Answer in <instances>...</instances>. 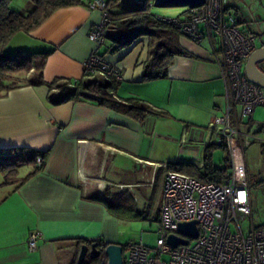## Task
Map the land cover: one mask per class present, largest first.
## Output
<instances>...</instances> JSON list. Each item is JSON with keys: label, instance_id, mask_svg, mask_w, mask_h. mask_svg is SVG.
Here are the masks:
<instances>
[{"label": "crops", "instance_id": "crops-1", "mask_svg": "<svg viewBox=\"0 0 264 264\" xmlns=\"http://www.w3.org/2000/svg\"><path fill=\"white\" fill-rule=\"evenodd\" d=\"M90 1L60 8L30 33L15 34L5 53L48 54L42 72L46 83L83 79V63L94 49L87 33L101 18L98 11L88 9ZM237 1L242 0L230 4L240 18L237 29L254 37L257 48L264 46V17L254 15L247 2ZM253 3L264 7V0ZM184 11L171 15L153 10L168 19L180 18ZM147 44V37H140L119 49L106 40L99 50L121 71L116 98L138 99L153 109L142 122L94 100L50 104L45 86L14 89L0 99V149L47 151L39 171L22 167L21 175L18 170L20 179L33 173L27 180L0 182V264H76L83 244L118 245L120 219L90 197L102 196L108 185L111 193H130L134 202H139V193L145 208L150 199L147 189L152 192L159 173L165 176L169 171L166 163L203 167V152L215 136L208 128L214 108L222 112L226 106L225 80L215 59L219 42L197 44L179 38L181 48L192 57H175L165 78L144 82ZM255 118L248 128L261 134L264 123L257 125ZM217 153H212V164L225 167L226 156L224 165L214 161ZM97 165L101 174L95 178ZM246 175L249 180L247 163ZM249 200L253 216L251 187ZM36 231L41 233L37 249L29 252L27 240Z\"/></svg>", "mask_w": 264, "mask_h": 264}, {"label": "built area", "instance_id": "built-area-1", "mask_svg": "<svg viewBox=\"0 0 264 264\" xmlns=\"http://www.w3.org/2000/svg\"><path fill=\"white\" fill-rule=\"evenodd\" d=\"M233 1L205 0L200 6L187 7V14L180 18L166 19L180 33L179 38L197 44L212 39L219 42L215 59L225 80L226 106L222 112L214 108L208 128L215 135L213 143L226 152L228 169L220 183H200L180 172L168 171L162 188L156 245L151 249L141 239L131 241L123 247L127 254L123 264H264V229L252 224L245 235L241 224L252 218L245 150L254 142H264L248 128L254 109L264 106V88L244 75L245 62L257 46L254 37L237 29L230 5ZM87 7L98 11L101 18L87 33L94 49L83 63L84 75L120 82L119 68L99 53L110 20L106 1L92 0ZM77 81L74 79L71 85ZM36 160L40 167L42 160ZM191 221L198 226L195 239L177 233L179 223ZM171 234L186 239L188 244L171 247L166 240ZM40 236L37 231L30 234L29 252L37 249Z\"/></svg>", "mask_w": 264, "mask_h": 264}, {"label": "trees", "instance_id": "trees-1", "mask_svg": "<svg viewBox=\"0 0 264 264\" xmlns=\"http://www.w3.org/2000/svg\"><path fill=\"white\" fill-rule=\"evenodd\" d=\"M31 9L18 12L11 7V0H0V99L14 89L45 86L48 89L50 104L60 105L68 101L98 99V105L113 108L117 112L127 114L133 119L144 121L153 109L140 100L116 98L119 83L115 80L90 79L83 76L78 79L75 86L71 81L56 79L46 83L43 79V69L48 54L14 52L7 55L4 48L10 43L11 38L18 33H30L47 20L60 8L83 4V0H27ZM155 0H142V3L133 0H108L106 10L109 15V24L105 29V40H110L119 49L126 47L140 37H147L148 52L144 66L143 81L160 80L167 76L169 67L175 57H192L179 44L180 33L174 26L153 12ZM185 8L183 15L187 14ZM235 17L237 21L240 18ZM264 71V68L259 66ZM264 130V127L261 128ZM219 148L214 143L204 150L203 167L199 169L191 163L168 162L165 164L169 171L180 172L196 179L200 183H220L223 179L225 167H216L212 164V151ZM221 149V148H220ZM47 151H37L32 148L16 147L0 149V174L3 184H20L27 180L34 172L39 171L45 162ZM37 158L42 160L37 167ZM33 167V173L24 179L18 177V170L22 167ZM102 196L94 195L89 198L106 206L111 216L121 220H141L143 212L137 210L130 193H111L106 187ZM158 212L154 220L158 222ZM97 243V242H96ZM98 244V243H97ZM102 244V245H100ZM101 249L107 243H99ZM124 247V246H123ZM104 256L98 258L95 264H106Z\"/></svg>", "mask_w": 264, "mask_h": 264}, {"label": "rangeland", "instance_id": "rangeland-1", "mask_svg": "<svg viewBox=\"0 0 264 264\" xmlns=\"http://www.w3.org/2000/svg\"><path fill=\"white\" fill-rule=\"evenodd\" d=\"M237 2H247L252 9L254 15H260L264 17V7H261L259 3H253V0H242ZM254 4V5H253ZM11 7L18 11V12H26L31 9V4L27 0H11ZM187 7H154L153 10L155 13H165V14H174L175 12H179ZM261 28H264V22L261 23ZM264 68V67H262ZM253 115L257 117V125L264 123V106H259L254 109ZM260 138H264V132L261 134H256ZM165 140L169 139V137H163ZM178 137H175L177 142ZM178 143V142H177ZM178 149V146L174 147V150L171 152L172 155H175V151ZM180 149V146H179ZM245 162L247 163V174L249 175L250 180V187L252 190V199H253V216L252 220L247 219L242 221V228L244 234H248L251 230L252 224L256 228L264 229V142H254L252 145L249 146L248 149L245 150ZM213 152H218L214 154L215 162L218 165L222 164V158H225L226 152H223L220 148L214 149ZM220 161H219V160ZM22 168H20V174L22 173ZM99 166L93 168V175L95 178L100 177L99 174ZM163 172V171H161ZM159 173L157 177V182L154 184L153 191L147 189L148 194H150V199L146 203L145 208L140 203V194L138 193L137 196L139 197V202H134L137 206V210L141 213L143 212L144 218L141 220H119L118 227L116 229L117 238L119 239L118 243L121 246H125L131 241L138 242L140 239L144 242V244L153 249L156 245V237H157V222L154 220L155 214L160 211L161 208V199H162V188L164 183V172ZM105 177V173L103 174ZM248 180V184H249ZM3 181V176L0 174V182ZM108 187V185L106 186ZM251 205V201H250ZM252 209V205H251ZM127 254L123 253V258H126Z\"/></svg>", "mask_w": 264, "mask_h": 264}, {"label": "water", "instance_id": "water-1", "mask_svg": "<svg viewBox=\"0 0 264 264\" xmlns=\"http://www.w3.org/2000/svg\"><path fill=\"white\" fill-rule=\"evenodd\" d=\"M140 3L142 0H133ZM205 0H155L154 7H197L202 5ZM264 62V46L258 47L254 53L245 62L244 75L252 83L264 88V71L259 68V63ZM104 191H102L103 193ZM101 193V194H102ZM103 195V194H102ZM177 233L189 239H195L198 235V226L195 221L189 223H179ZM167 243L176 248L178 245H187L188 241L173 234L167 236ZM123 246L117 244H108L106 248L101 249L94 242L91 245L83 244L78 252L76 264H95L101 256L106 258V264H123Z\"/></svg>", "mask_w": 264, "mask_h": 264}, {"label": "flooded vegetation", "instance_id": "flooded-vegetation-1", "mask_svg": "<svg viewBox=\"0 0 264 264\" xmlns=\"http://www.w3.org/2000/svg\"><path fill=\"white\" fill-rule=\"evenodd\" d=\"M261 65V63H259V66Z\"/></svg>", "mask_w": 264, "mask_h": 264}]
</instances>
